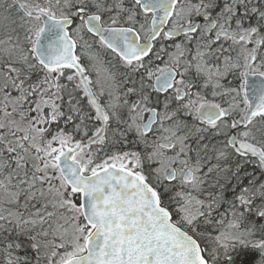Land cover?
Here are the masks:
<instances>
[{"label":"snow or ice","instance_id":"6c2138e0","mask_svg":"<svg viewBox=\"0 0 264 264\" xmlns=\"http://www.w3.org/2000/svg\"><path fill=\"white\" fill-rule=\"evenodd\" d=\"M264 264V0H0V264Z\"/></svg>","mask_w":264,"mask_h":264},{"label":"bare ground","instance_id":"6f19581e","mask_svg":"<svg viewBox=\"0 0 264 264\" xmlns=\"http://www.w3.org/2000/svg\"><path fill=\"white\" fill-rule=\"evenodd\" d=\"M250 264H258V257L256 254H252L249 256Z\"/></svg>","mask_w":264,"mask_h":264},{"label":"flooded vegetation","instance_id":"af4514ba","mask_svg":"<svg viewBox=\"0 0 264 264\" xmlns=\"http://www.w3.org/2000/svg\"><path fill=\"white\" fill-rule=\"evenodd\" d=\"M256 255H257L258 259H259V256H258V254H256Z\"/></svg>","mask_w":264,"mask_h":264}]
</instances>
